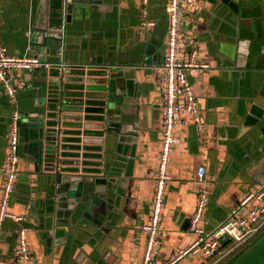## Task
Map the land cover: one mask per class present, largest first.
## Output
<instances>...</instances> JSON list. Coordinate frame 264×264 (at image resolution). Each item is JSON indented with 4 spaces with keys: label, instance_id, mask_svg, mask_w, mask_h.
<instances>
[{
    "label": "crops",
    "instance_id": "crops-1",
    "mask_svg": "<svg viewBox=\"0 0 264 264\" xmlns=\"http://www.w3.org/2000/svg\"><path fill=\"white\" fill-rule=\"evenodd\" d=\"M89 3L0 0V47L11 56L53 60L47 53L51 49L37 42L42 36H57L56 30L62 26L66 49L61 64L66 70L92 71L88 80L92 89L103 86L99 76L103 70H113L111 90L119 93L123 102L121 118L127 139L114 141L109 153L116 190L108 191L106 202L99 204L92 203L94 191L74 194L66 186L60 193V187L48 182L44 166L39 167L35 131L21 127L18 177L9 210L26 219L3 222L2 260L16 255V234L23 227L30 252L39 264L142 262L146 242L142 228L150 220L165 100V80L157 68L164 58L167 1L150 0L148 10L155 26L146 30L139 26L136 0ZM241 44L244 54L238 50ZM191 48L197 50V61L208 66L199 74L187 72L200 125L194 124L190 114L178 122L180 143L171 153L170 180L154 251L158 264H166L178 250L194 242L196 234L188 229L202 189L207 204L199 226L211 230L264 178V0H193L183 13L178 58H186ZM147 53L151 66L146 65ZM14 72L22 81L17 108L27 125L29 119L24 115L34 110L42 77L33 75L35 71ZM50 72L48 79L56 70ZM86 97L96 102L101 95L95 90ZM10 110L0 84V167L5 164ZM68 121L64 119V123ZM87 132L93 137L95 129ZM64 134L65 142L57 146L63 147L55 160L58 171L71 176L73 172L62 170L78 168L76 174L83 178L97 177L95 145H86L87 152L79 154L73 137ZM200 167L204 168L201 181L197 177ZM3 185L0 173V196ZM98 199L105 200V195L101 193ZM261 240L264 229L240 246L241 254L221 246L213 258L193 255L177 264H247L249 248Z\"/></svg>",
    "mask_w": 264,
    "mask_h": 264
},
{
    "label": "built area",
    "instance_id": "built-area-1",
    "mask_svg": "<svg viewBox=\"0 0 264 264\" xmlns=\"http://www.w3.org/2000/svg\"><path fill=\"white\" fill-rule=\"evenodd\" d=\"M139 6L140 28L146 30L155 26L150 18L148 6L150 0H136ZM167 26L164 38V58L157 70L165 80V100L163 106V120L161 128L160 150L158 165L154 175V196L151 207L150 220L142 228L146 236L144 255L141 264H158L154 251L159 235V225L163 210L164 193L170 180L169 164L172 149L180 143L177 135V126L180 118L190 114L194 124L200 125L197 114V100L189 82L187 72L192 70L198 74L208 66L197 61V50L191 48L186 58H178L177 52L182 28V17L185 8L193 4V0H166ZM52 63L43 62L36 56H11L5 47H0V84L8 102L16 104L17 92L22 87V81L15 76L14 71H31L34 69H49ZM63 68L62 64L59 65ZM183 101L180 102L179 100ZM20 111L13 107L8 119L6 151L4 166L0 173L4 176V185L0 196V238L2 225L6 219L15 222L25 221L22 215H14L9 210L10 200L15 189L18 177L20 126L22 123ZM204 175V168L197 170L199 181ZM207 196L204 189L199 192L196 211L191 217L189 231L196 234L194 242L186 249L178 250L166 264H177L183 258L193 255H202L213 258L219 247L230 243V250L244 245L254 238L264 228V178L259 179L257 188L248 193L234 208L225 220L211 230H204L199 226ZM18 250L15 256L2 260L0 264H39L32 256L26 240V229L17 231Z\"/></svg>",
    "mask_w": 264,
    "mask_h": 264
},
{
    "label": "water",
    "instance_id": "water-1",
    "mask_svg": "<svg viewBox=\"0 0 264 264\" xmlns=\"http://www.w3.org/2000/svg\"><path fill=\"white\" fill-rule=\"evenodd\" d=\"M90 1L62 0L63 3H73L74 5H88L91 4L89 3ZM95 4L97 3H93V5ZM61 27L56 30V33H58L57 36H42V38L38 39L37 44H40L41 47L51 49L48 52L44 50V53L47 52L51 56H54L52 58L53 60L44 61L39 59L43 62L52 63L53 66L49 69L39 68L31 70L33 72L35 71L33 75L39 76V79L42 77L39 88L40 95L34 103L35 107L33 112L30 115H24L25 118L29 119V122H27V125L26 123H21L20 132L21 127L29 128L33 132L35 131L33 133L36 136L34 149L37 152L35 155L39 162V167L42 168L44 166L43 170L46 171V178H48V182L51 185L55 184L58 188L60 187V193L64 192L66 186H70L74 194L82 192L84 195L86 191H94L92 203L96 202L99 204L102 201L106 202L108 191L113 192L116 190V181L110 175L111 164L109 153L114 141H123L126 139L123 136L124 130L126 129L122 125L125 121L121 118V114L124 112L121 107V105L123 106V102L118 99L120 96L119 93L111 90V83L114 79L113 70H103V73L101 72L99 74V76L103 77V82H101L103 86L92 89L91 85L88 84L90 82L88 80L93 76L92 71H86L85 68L66 70L64 66L60 68L59 65H61L63 60L61 59L63 50L66 49L64 44V30ZM242 46L243 44H241L238 50L239 53L244 54L245 51ZM146 56V65L151 66L152 60L149 57L150 55L147 53ZM51 69L56 70V73L50 75L49 78L51 79H48L47 74H51ZM95 90L101 97L98 101L93 102V100H89L86 97V94ZM10 106L11 110L13 107L17 108V97L16 104H10ZM21 115L23 120V114ZM64 119L69 120V123H64ZM131 126L133 128V124ZM91 127L95 129L93 137H90V133L87 132ZM64 133L73 137L72 143L75 144L74 150L79 152V154L83 155L87 152L86 145H95L98 162L94 174L97 177L91 176L83 178L76 174L79 171L77 170L78 168H74V170H62V172H73L71 176L62 175L58 171V168L55 166V160L60 158L59 151L63 147L57 148V146L58 142H65ZM61 134L63 135L62 137ZM72 182L73 184L71 185ZM101 193L105 195V200L99 201L98 198L101 196ZM90 232H93V229Z\"/></svg>",
    "mask_w": 264,
    "mask_h": 264
},
{
    "label": "rangeland",
    "instance_id": "rangeland-1",
    "mask_svg": "<svg viewBox=\"0 0 264 264\" xmlns=\"http://www.w3.org/2000/svg\"><path fill=\"white\" fill-rule=\"evenodd\" d=\"M240 251H243V249H240ZM240 251L239 254H241ZM247 260V264H264V240L259 241V243L256 242L249 248Z\"/></svg>",
    "mask_w": 264,
    "mask_h": 264
},
{
    "label": "trees",
    "instance_id": "trees-1",
    "mask_svg": "<svg viewBox=\"0 0 264 264\" xmlns=\"http://www.w3.org/2000/svg\"><path fill=\"white\" fill-rule=\"evenodd\" d=\"M263 229H264V228H263ZM263 229H262V230H263ZM255 237H256V236H255ZM228 247H230V243H226V244H224L221 248L224 249V248H228ZM240 249H241V247L239 246V247L235 248L234 251L236 250V252H237V251H240ZM209 259H210V258H209ZM225 263H226V262H223L222 264H225Z\"/></svg>",
    "mask_w": 264,
    "mask_h": 264
}]
</instances>
